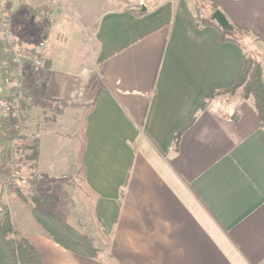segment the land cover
<instances>
[{"label":"crops","instance_id":"obj_1","mask_svg":"<svg viewBox=\"0 0 264 264\" xmlns=\"http://www.w3.org/2000/svg\"><path fill=\"white\" fill-rule=\"evenodd\" d=\"M196 1L19 0L14 31L45 67L28 72L32 95L12 99L25 136L39 142L36 168L23 163L16 181L48 177L49 212L99 250L70 252L25 202L2 200L44 264H264V147L253 100L243 90L217 94L173 141L207 93L236 79L245 53L219 28L197 26ZM214 1L254 37L264 77V0ZM42 7L53 19L46 34L32 14Z\"/></svg>","mask_w":264,"mask_h":264},{"label":"trees","instance_id":"obj_2","mask_svg":"<svg viewBox=\"0 0 264 264\" xmlns=\"http://www.w3.org/2000/svg\"><path fill=\"white\" fill-rule=\"evenodd\" d=\"M200 1L203 4H209L210 13L206 17L197 13V26L199 28L206 26L219 28L223 42L237 43L243 47L245 53L236 79L227 87L207 93L193 116L178 128L174 134L173 141L177 140L192 125L197 114L201 110H204L211 99L217 94L234 95L238 90H243V97L253 100L258 115L259 126L262 130L260 142L264 147V77L262 63L258 57V53L251 47V42L248 39L249 36L245 34V30L237 26L232 20H230L231 29H225L213 20L212 15L218 10L214 0ZM45 12L49 13V10L45 8ZM22 53L32 59L38 55L35 50L24 51L22 49ZM12 81L13 78L10 75V69L0 67V89L1 87L9 86ZM26 82L21 90L11 91L10 97L12 99L20 96L29 97L33 94L32 86L27 85ZM93 108L94 103L87 106L84 110L80 123V131L82 134L84 132L83 126L86 117ZM11 126L14 129H11ZM24 128L25 120L22 116L15 114L10 118L0 116V143L2 145L0 148V178L4 176L1 186L2 192L0 193H3L6 189H13L16 185V180L20 179L15 172V158L19 150L23 152L27 150L31 151L28 159L34 161L32 166L36 168L35 162L39 154V142L34 140L29 143L28 137L24 134ZM10 141H14L13 144ZM84 142L80 147L78 158V163L81 166L80 179L83 186H85L83 181L84 164L82 162ZM27 182L30 185V195L27 197L23 193L18 192L19 197L27 204L34 220L51 239L78 256L96 258L99 250L88 235L76 229L58 215L44 210V208L49 207L56 201V197L51 189L49 187H42V184H48L50 182L49 178L41 174H36L32 178H29ZM0 264H44L36 247L26 237H20L18 231L15 230L11 212L3 203H0Z\"/></svg>","mask_w":264,"mask_h":264},{"label":"built area","instance_id":"obj_3","mask_svg":"<svg viewBox=\"0 0 264 264\" xmlns=\"http://www.w3.org/2000/svg\"><path fill=\"white\" fill-rule=\"evenodd\" d=\"M8 0H0V43L2 45V55L0 67L10 69L13 81L8 86V94H0V116L7 118L13 108V100L10 97L12 90H21L26 81L28 72H39L45 65L42 56L38 53L36 57L29 58L22 53L21 39L12 28V19L6 12L5 6ZM43 21V20H42ZM46 23L53 22L52 16L44 18ZM43 48L44 41L39 42Z\"/></svg>","mask_w":264,"mask_h":264},{"label":"rangeland","instance_id":"obj_4","mask_svg":"<svg viewBox=\"0 0 264 264\" xmlns=\"http://www.w3.org/2000/svg\"><path fill=\"white\" fill-rule=\"evenodd\" d=\"M18 2H19V0H8L7 1V3H6V6H5V9H6V12L10 15V17H11V21H12V28H13V30H14V25L16 24V21H15V19H16V17L18 18L19 17V19H22V17H21V15L20 14H18V12H17V4H18ZM197 3H198V10H199V14H200V11H205V12H207L208 13V16H209V13H210V6H209V4H203L200 0H197L196 1ZM15 6V7H14ZM39 9H41V10H39ZM12 10H15V11H12ZM42 11H44V12H42ZM17 13L16 15H14V13ZM36 14H34V13H32L33 15H34V19H35V23L36 24H38L39 25V23H40V25L42 24V27H43V30H44V33L46 34L48 31H49V29H50V26H51V24H52V22L51 23H46L45 21H44V18H48L49 16H51V14H48V13H46L45 12V9H43V7L42 8H36V11H34ZM205 16V15H204ZM206 17V16H205ZM31 16H30V14L26 17V18H24V19H26V21L28 22V26L30 27V28H35V24L33 23V24H31L32 22H31ZM43 20V21H42ZM39 22V23H38ZM15 23V24H14ZM34 25V26H33ZM15 32V31H14ZM16 33V32H15ZM245 34L247 35V36H249V42H251L252 43V41H253V38L254 37H252V36H250L249 35V33L248 32H246L245 31ZM256 51V50H255ZM0 58H1V55L3 54L2 53V45H1V43H0ZM257 52V51H256ZM258 53V52H257ZM258 57H259V55H258ZM260 59V58H259ZM29 74H26V76H28ZM27 78V77H26ZM0 94H8L9 95V88H8V86L7 87H1V89H0ZM223 95H225V94H223ZM12 98V97H11ZM15 114V112H14V110H13V108H12V110H11V113L9 114V116L7 117V118H10L12 115H14ZM11 129H14V127L13 126H11ZM13 142L14 141H10V143H12L13 144ZM28 142L29 143H31V141H29V139H28ZM2 147V145H1V143H0V148ZM28 151V150H27ZM27 151H25V152H23L22 150L20 151H18V153L16 154V158H15V172H16V174L18 175V177L19 178H21L20 177V174H25V172L24 173H22L21 172V168H23V163H26V164H28V165H33L34 164V161H32V160H30V159H28V156H29V154H31V152L29 153V154H27L26 152ZM30 151V150H29ZM2 179L0 180V192H2L1 191V186H2ZM19 181H16L15 182V187L13 188V189H6L3 193H0V203H2V200H4V199H6V200H8V197H13V198H19L20 199V197H19V193L18 192H20V193H23L25 196H29L30 195V186L26 183V184H22V183H20V185H19ZM22 185V186H21ZM29 186V187H28ZM43 187H45V186H43ZM5 197V198H4ZM91 204H92V202H91ZM44 210L45 211H50L49 210V208L48 207H46V208H44ZM68 223V222H67ZM19 233V232H18ZM101 233V232H100ZM19 235H20V233H19ZM86 235H88V234H86ZM101 235L104 237H106V235H103L102 233H101ZM89 236V235H88ZM20 237H22V235H20ZM91 239H92V237L91 236H89ZM104 237V238H105Z\"/></svg>","mask_w":264,"mask_h":264},{"label":"water","instance_id":"obj_5","mask_svg":"<svg viewBox=\"0 0 264 264\" xmlns=\"http://www.w3.org/2000/svg\"><path fill=\"white\" fill-rule=\"evenodd\" d=\"M212 18L214 21H216L220 26H222L225 29H231V24L227 16L220 10H216Z\"/></svg>","mask_w":264,"mask_h":264}]
</instances>
